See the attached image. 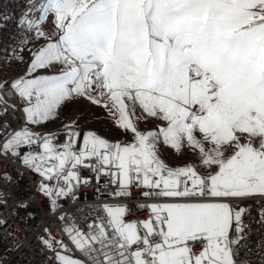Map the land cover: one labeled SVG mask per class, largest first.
Listing matches in <instances>:
<instances>
[{"label":"snow or ice","instance_id":"1","mask_svg":"<svg viewBox=\"0 0 264 264\" xmlns=\"http://www.w3.org/2000/svg\"><path fill=\"white\" fill-rule=\"evenodd\" d=\"M18 23L44 41L33 51L22 40L14 54L28 52L25 72L0 83L19 98L26 124L55 119L83 98L105 108L132 142L88 131L77 147L74 125L56 144L4 124L0 152L28 148L24 164L55 180L40 186L49 197L88 183L79 174L88 168L114 178L115 196L135 185L146 198L181 201L140 205L149 216L139 222H126V206L104 205L86 229L66 224L74 247L93 264L98 256L103 264H239L248 209L227 201L264 197V0H42ZM146 118L163 124L141 131L137 122ZM161 143L192 150L209 171L168 167ZM42 240L53 264H82L63 241Z\"/></svg>","mask_w":264,"mask_h":264},{"label":"built area","instance_id":"2","mask_svg":"<svg viewBox=\"0 0 264 264\" xmlns=\"http://www.w3.org/2000/svg\"><path fill=\"white\" fill-rule=\"evenodd\" d=\"M41 2L0 0V83L12 81L25 72L28 52L14 54V50L22 46V40H27L26 48L33 50L38 38L26 32L18 22ZM39 15L35 12V17ZM52 27L51 23L43 25L46 32H50ZM20 55L23 61L19 59ZM0 97H3L0 101V113H3L0 114V138H4L7 131L4 124L10 125L13 130H20L25 128L26 122L21 102L9 85L0 89ZM28 151V148L22 147L19 156L0 152V264H53V254L44 247L42 238L63 241L68 246V254L82 264H93L88 256L74 247L64 231L66 224L74 222L84 230L88 222L102 215L97 210L104 205L126 206L129 210L126 222L144 221L149 212L139 206L160 202L144 197L142 193L146 189L135 185L131 187L129 196H115L119 187L112 182L114 178L88 168H81L79 173L82 181L87 180L88 183L81 182L72 194L54 200L46 196L40 186L42 183L52 186L55 180H45L24 164L22 156ZM31 151L39 153L40 148L33 146ZM211 201L212 198H205L203 202ZM227 202L234 207L239 205L248 209L243 216L246 239L241 241L236 259L239 264H264V217L261 215L264 212V197ZM231 237L236 239L234 231ZM98 259L103 264V256H98Z\"/></svg>","mask_w":264,"mask_h":264},{"label":"rangeland","instance_id":"3","mask_svg":"<svg viewBox=\"0 0 264 264\" xmlns=\"http://www.w3.org/2000/svg\"><path fill=\"white\" fill-rule=\"evenodd\" d=\"M43 40L38 39L33 46V51L42 46ZM137 115H142V110L137 107ZM163 122L157 121L154 118L141 119L137 122V126L141 131L155 130L161 126ZM66 125H74V130L81 133V138L77 143L80 146L82 143L83 134L92 131L101 138L115 143L121 144L131 143L132 134L126 133L122 129L115 126L113 119L109 116L107 110L99 105H93L88 100L78 98L63 106L55 119L49 120L39 125H25L30 131L36 135L45 136L51 135L55 137V143L61 144L65 141ZM22 148L19 149L21 152ZM160 158L170 168H179L186 165L195 166L201 175L206 174L209 170L200 165L199 159L192 150L182 149L177 153L169 146L161 143L158 146ZM25 155V154H24ZM23 155V156H24ZM22 156V157H23ZM57 200L55 196L52 197ZM163 202H181L168 199H161ZM213 202V201H211Z\"/></svg>","mask_w":264,"mask_h":264}]
</instances>
